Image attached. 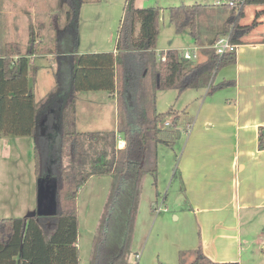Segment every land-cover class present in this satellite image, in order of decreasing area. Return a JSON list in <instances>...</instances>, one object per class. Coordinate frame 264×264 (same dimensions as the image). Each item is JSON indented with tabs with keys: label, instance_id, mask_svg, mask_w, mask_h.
I'll use <instances>...</instances> for the list:
<instances>
[{
	"label": "trees",
	"instance_id": "obj_1",
	"mask_svg": "<svg viewBox=\"0 0 264 264\" xmlns=\"http://www.w3.org/2000/svg\"><path fill=\"white\" fill-rule=\"evenodd\" d=\"M62 2L67 7L66 28L58 36H65L73 49L53 53L58 66L52 72L54 85L44 96L35 99L27 78L30 57L39 52L36 39L24 52L17 42H6L0 55V136L32 137L37 178L47 176L57 183L54 210L46 205L41 216L0 219V264H79L76 193L89 177L105 175L112 181L94 232L89 264H129V242L144 179L150 175L156 184L158 145L172 146L177 136L178 115L172 109L158 113L156 93L206 88L209 95L232 85V80L213 84V77L220 68L235 62V52L218 55L207 48L201 62L183 58L176 49L164 50L157 57L161 8L137 7L135 0H125L115 52L77 54L83 0ZM248 6L263 8L255 11L249 23H243ZM227 7L230 13L222 34L228 35L231 43L242 44L261 23L258 19L264 14V0H242L238 9ZM204 8L199 3L172 6L168 19L177 33L187 31L197 42L198 17ZM213 41L215 37L210 46ZM34 72L32 67V81ZM87 90L114 93L115 130L75 129L77 93ZM167 117H173V127H159ZM52 120L58 137L55 163L48 161L50 153L43 160L39 146L41 127ZM117 136L122 140L121 147L117 146ZM258 148L264 149V127L259 128ZM185 260L188 264H238L214 262L200 247L180 252L179 264Z\"/></svg>",
	"mask_w": 264,
	"mask_h": 264
},
{
	"label": "crops",
	"instance_id": "obj_2",
	"mask_svg": "<svg viewBox=\"0 0 264 264\" xmlns=\"http://www.w3.org/2000/svg\"><path fill=\"white\" fill-rule=\"evenodd\" d=\"M200 1L202 3L199 4L205 8L198 17L199 41L194 42L187 31H183L180 34L186 33L191 42L167 48L178 51L195 48L198 62L205 60V49L212 48L213 44L210 46L209 43L214 37L216 40L226 35L222 34L223 23L230 13L227 6H216V0ZM94 3V0L83 1L80 6L78 42L81 40L80 24L87 12L90 10L91 24L98 20V15H94L97 10ZM262 8L259 6L254 9L257 11ZM246 9L248 8H245L244 15ZM251 12L249 16H252ZM258 20L261 22L259 26L244 38L242 44H237L235 62L220 68L213 77V84L225 80H232L234 83L209 95L206 94V88L197 89V100L194 99L193 102L196 105L197 101L194 115L186 116V120L179 122L176 140L169 147H177L176 151L173 150L175 163L172 175L175 177L173 180L181 186L183 205L172 211L167 206L159 211V206L151 208L150 224L144 231L143 240L134 248L133 255H129V264H179L180 252L197 247L214 262L264 264V231L253 236L249 231L242 232L240 227L242 216H247L246 220H253L254 215L264 218V149L258 148L259 128L264 127V14ZM97 34L98 31L92 29L84 33V37L97 44ZM39 39L37 37L36 40ZM158 50L156 45L157 56ZM103 51L94 47L84 53ZM46 52L40 51L30 57L31 66L27 78L33 94L37 76L36 58L47 55L45 68L54 62V54ZM32 67L35 68L33 81ZM53 85L54 78L51 87ZM104 92L109 95L108 101L103 98L101 101L89 100L79 104V92L77 93V131L116 129L114 93ZM97 125L100 127H96ZM18 137L20 136H0L3 150H8L9 139L15 142ZM117 146H122V140ZM158 176L159 162L156 182ZM3 188L7 186L4 185ZM6 193L0 194V219L25 218L33 212L31 203L27 207L21 204L19 215L4 217L2 212L9 203ZM136 231L135 228L133 243ZM256 242L262 244L260 249L255 247ZM136 255H139L137 259Z\"/></svg>",
	"mask_w": 264,
	"mask_h": 264
},
{
	"label": "rangeland",
	"instance_id": "obj_3",
	"mask_svg": "<svg viewBox=\"0 0 264 264\" xmlns=\"http://www.w3.org/2000/svg\"><path fill=\"white\" fill-rule=\"evenodd\" d=\"M83 1L89 2L90 0ZM94 1L95 8H97L94 15H98V20L95 24L90 23V10L83 18L80 24L81 40L77 42L75 50L77 54H85V51H90L94 47L104 50L103 52H112L115 49L119 21L125 0ZM135 3L139 7L157 6L161 8L156 39V45L159 48L158 54L169 46L178 47L191 42L190 36L186 33L180 34L175 31L174 26L168 19V8L181 4L202 3L200 0H135ZM256 7L259 8V6L247 7L242 22L249 23L253 19L254 8ZM66 9L67 7L62 0H0V54H2L3 45L6 42H17L24 52L33 43V39H37V37H40L36 46L39 52L50 51L56 53L73 49L70 43H66L65 36L61 39L58 36L59 32L66 28ZM250 11H252V16H249ZM249 17L251 18L249 19ZM92 29L98 31L97 44H93L89 38L84 37V33ZM46 56H39L35 61L37 76L34 95L36 99L47 93L53 84L52 72L58 66L56 61H52L50 66L45 68L44 65L47 64ZM198 60L199 58L194 62H198ZM197 93H199L197 89H187L181 93L174 89L160 90L156 93V111L164 113L172 109L178 115L176 120L178 125L181 120H186V116L191 117L194 115L197 101L195 102L196 105L193 102L194 99L197 100ZM108 96L104 91H80L77 102L79 104L89 100L101 101L103 98L107 100L109 99ZM165 121L169 122V125L165 128L173 127V117L165 118L159 124V127L162 128ZM53 127V120L48 121V123L46 121L45 125L41 127L43 132L39 141L42 158L46 161V157L50 153L48 158L50 163L56 162L58 153V137L52 129ZM96 127L100 126L97 125ZM119 139L121 140L120 136L117 137V144L120 141ZM10 140L9 148L6 151L3 150L4 146L0 143V194L6 191L9 201L7 209L2 212L4 217L19 215L21 204L27 207L31 203L30 206L33 211H36L37 176L34 164V140L30 136H20L15 142ZM176 149V146L171 148L166 145H158V180L156 184H153L152 176L146 175L141 190L132 239L129 242L130 255H133L134 248L143 240L144 231L150 224L152 207L167 206L172 211L183 205L181 186L173 180L175 177L172 175L175 163L174 151ZM111 181L112 178L107 175L91 176L77 190L79 264H89L88 258L94 232ZM4 185L7 188H3ZM47 209L49 210V208ZM246 217L242 216L240 221L242 232L249 231L250 234L256 236L264 231V218L254 215L253 220H246ZM135 228L137 231L135 243H133ZM261 245L260 242H256L255 247L260 249ZM184 264H188V261L185 260Z\"/></svg>",
	"mask_w": 264,
	"mask_h": 264
},
{
	"label": "built area",
	"instance_id": "obj_4",
	"mask_svg": "<svg viewBox=\"0 0 264 264\" xmlns=\"http://www.w3.org/2000/svg\"><path fill=\"white\" fill-rule=\"evenodd\" d=\"M242 4V0H239V1H233V0H216L215 1V5L216 6H223V5H227L229 7H233V6H236V8L238 9L240 7V5ZM212 48L214 49L215 53L218 54V55H222L223 53L225 52H235L236 48H237V45L236 44H233L229 41V37L228 35H223V36H220L218 38H216L215 42L213 43L212 45ZM196 50L197 49H183V50H180V54L183 58L185 59H189V60H192V61H195L197 59V55H196ZM158 57H160L158 55ZM169 125V122L165 121L163 123V126H168ZM162 206L159 205V207L157 208V210H162ZM136 259L139 257V255H136L135 256Z\"/></svg>",
	"mask_w": 264,
	"mask_h": 264
},
{
	"label": "water",
	"instance_id": "obj_5",
	"mask_svg": "<svg viewBox=\"0 0 264 264\" xmlns=\"http://www.w3.org/2000/svg\"><path fill=\"white\" fill-rule=\"evenodd\" d=\"M56 189L57 183L55 179L49 180L47 176L38 177L36 180V211L31 212L28 217L45 214L44 206L46 205H49V208L51 207L54 210L56 205Z\"/></svg>",
	"mask_w": 264,
	"mask_h": 264
},
{
	"label": "flooded vegetation",
	"instance_id": "obj_6",
	"mask_svg": "<svg viewBox=\"0 0 264 264\" xmlns=\"http://www.w3.org/2000/svg\"><path fill=\"white\" fill-rule=\"evenodd\" d=\"M49 180H51V179L49 178Z\"/></svg>",
	"mask_w": 264,
	"mask_h": 264
}]
</instances>
